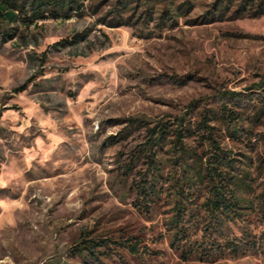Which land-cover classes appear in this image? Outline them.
<instances>
[{
	"label": "rangeland",
	"instance_id": "rangeland-1",
	"mask_svg": "<svg viewBox=\"0 0 264 264\" xmlns=\"http://www.w3.org/2000/svg\"><path fill=\"white\" fill-rule=\"evenodd\" d=\"M80 1L0 36V264H264V11L142 0L112 26L117 0ZM219 156L240 218L184 179Z\"/></svg>",
	"mask_w": 264,
	"mask_h": 264
},
{
	"label": "trees",
	"instance_id": "trees-1",
	"mask_svg": "<svg viewBox=\"0 0 264 264\" xmlns=\"http://www.w3.org/2000/svg\"><path fill=\"white\" fill-rule=\"evenodd\" d=\"M141 2L142 0H117L116 5L112 11L115 16L112 20H122V12L127 9L134 2ZM159 0H144V3L148 9L154 8L155 4ZM245 4L253 2L257 4L260 11H264V0H242ZM83 5L80 0H0V36H6L16 24L28 31L33 25L37 26L38 22L46 20H70L74 14H80L82 12ZM171 11H177L170 7ZM179 10V9H178ZM121 12V13H120ZM174 15V14H172ZM113 21L108 23L109 25H120V21ZM264 87V82L263 86ZM206 118L202 123L204 129L209 127L206 124ZM148 142L139 151V159L143 155L150 169H157V150L161 147L163 142L168 139L169 131L166 126H157L148 131ZM176 142H180L184 137L181 130H176ZM181 159L184 160L185 153H181ZM204 160H201L199 168L194 172L195 176L184 170V179L188 183L194 181L206 186L209 196L205 199L204 206L212 216H217L222 219L223 216L229 217L230 214H234L236 218H240L243 214L240 211L242 205L240 200L237 199L235 193H231L228 178L224 176L223 166L228 164L229 159L219 156L214 161H209L207 164H203ZM236 184V183H235ZM155 185L152 183H145V185H139L140 196L143 198L148 197L150 193L155 190ZM262 207L264 212V195L262 199ZM176 219L175 225L178 223ZM237 241V240H236ZM247 244V243H244ZM242 246V247H241ZM226 248H229L235 255L245 254L244 249L246 245H241L237 242L229 243ZM86 250H90L89 247H85ZM219 252H224V249H220Z\"/></svg>",
	"mask_w": 264,
	"mask_h": 264
}]
</instances>
